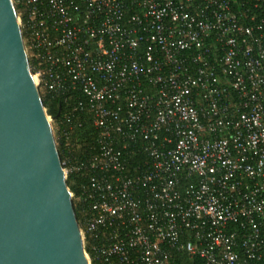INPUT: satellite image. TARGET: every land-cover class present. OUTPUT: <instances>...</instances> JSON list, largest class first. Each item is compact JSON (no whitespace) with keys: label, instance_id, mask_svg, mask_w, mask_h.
<instances>
[{"label":"built area","instance_id":"obj_1","mask_svg":"<svg viewBox=\"0 0 264 264\" xmlns=\"http://www.w3.org/2000/svg\"><path fill=\"white\" fill-rule=\"evenodd\" d=\"M13 4L40 96L95 130L57 133L89 264H264V0Z\"/></svg>","mask_w":264,"mask_h":264},{"label":"water","instance_id":"obj_2","mask_svg":"<svg viewBox=\"0 0 264 264\" xmlns=\"http://www.w3.org/2000/svg\"><path fill=\"white\" fill-rule=\"evenodd\" d=\"M13 0H0V264H89Z\"/></svg>","mask_w":264,"mask_h":264},{"label":"trees","instance_id":"obj_3","mask_svg":"<svg viewBox=\"0 0 264 264\" xmlns=\"http://www.w3.org/2000/svg\"><path fill=\"white\" fill-rule=\"evenodd\" d=\"M250 9V12L254 11L251 9V4L248 6ZM18 7L15 6V10L17 11ZM249 13L244 14L243 16L248 17ZM256 21L257 23L259 20H261L264 17V10L262 12H256ZM43 105L48 113L49 116L55 117L54 124L58 125V131L54 130L55 136H56V142L58 143L57 149L60 155V159L62 160L63 157L67 154V149L63 146V138L57 140V133L60 134V132L65 130L68 125H73V130L69 133L71 143L76 146H79L81 149L84 147H88L89 145H92L95 141V130L92 127L90 118L87 114H79L77 111H73L72 115L73 117L69 116L68 120L63 119V115L66 114V111L69 109L74 108V105L66 106V104L63 103V99H53L50 96L41 97ZM81 124L80 127L77 126V124ZM88 145V146H87ZM71 154L73 156L79 155L76 152L71 151ZM127 158L129 159V170H131V167H135L144 161H147L148 158L145 154L141 153L140 148H131L126 153ZM126 173L128 172V168H126ZM132 171V170H131ZM130 173L129 175H131ZM84 182V178L78 174L72 173L69 174L66 178L67 186L71 193L76 196L79 193V186ZM73 201V207L76 215V219L78 224L82 223V217H81V209L76 201ZM85 251L88 254H91V249L89 246H85ZM177 264H196L199 262L198 259H189L187 255L185 254H179L176 255V257H173Z\"/></svg>","mask_w":264,"mask_h":264},{"label":"rangeland","instance_id":"obj_4","mask_svg":"<svg viewBox=\"0 0 264 264\" xmlns=\"http://www.w3.org/2000/svg\"><path fill=\"white\" fill-rule=\"evenodd\" d=\"M28 58V57H27ZM28 61H29V59H28ZM50 126H51V129H52V132H53V136H54V139L56 138V136H55V132H54V130L56 129V125L54 124V122H53V120H51L50 121ZM55 143H56V141H55ZM58 145H57V143H56V147H57Z\"/></svg>","mask_w":264,"mask_h":264}]
</instances>
